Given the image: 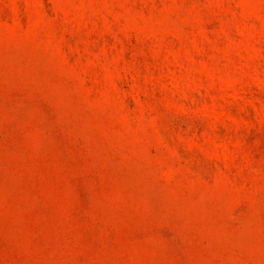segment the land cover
I'll list each match as a JSON object with an SVG mask.
<instances>
[{"label":"rangeland","instance_id":"rangeland-1","mask_svg":"<svg viewBox=\"0 0 264 264\" xmlns=\"http://www.w3.org/2000/svg\"><path fill=\"white\" fill-rule=\"evenodd\" d=\"M0 264H264V0H0Z\"/></svg>","mask_w":264,"mask_h":264}]
</instances>
